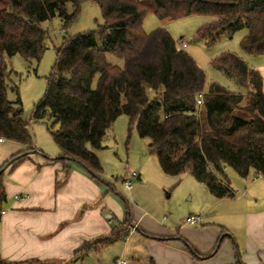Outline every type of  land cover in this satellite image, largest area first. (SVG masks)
Returning <instances> with one entry per match:
<instances>
[{
	"label": "trees",
	"instance_id": "1",
	"mask_svg": "<svg viewBox=\"0 0 264 264\" xmlns=\"http://www.w3.org/2000/svg\"><path fill=\"white\" fill-rule=\"evenodd\" d=\"M88 1L99 6L103 23L63 38L43 96L24 122L6 59L19 55L38 62L46 37L40 24L58 17L62 28H68L79 15L81 1L0 0V139L26 147L0 167V203L5 199V168L35 151L29 126L45 121L61 152L55 160L66 175L67 162L91 175L102 173L95 151L104 148L106 134L124 115L139 137L149 140L164 174L189 173L216 199L232 197L225 168L240 178L250 171L264 178V77L225 53L211 66L244 88L246 95L214 83L204 91L203 70L165 29L147 34L142 27L149 14L163 24L189 16L212 17L194 40L211 46L222 34L245 29L241 50L264 56V0ZM8 90L15 95L13 101Z\"/></svg>",
	"mask_w": 264,
	"mask_h": 264
},
{
	"label": "crops",
	"instance_id": "2",
	"mask_svg": "<svg viewBox=\"0 0 264 264\" xmlns=\"http://www.w3.org/2000/svg\"><path fill=\"white\" fill-rule=\"evenodd\" d=\"M43 126L32 129L35 151L3 172L0 262L264 264V178L253 171L229 182L230 198L216 199L199 183L191 188L196 198L186 217L200 215V225L167 216L158 221L146 206L126 204L125 211L115 190L80 165L67 162L66 175ZM25 149L0 139V167ZM142 186L129 189L133 201Z\"/></svg>",
	"mask_w": 264,
	"mask_h": 264
},
{
	"label": "rangeland",
	"instance_id": "3",
	"mask_svg": "<svg viewBox=\"0 0 264 264\" xmlns=\"http://www.w3.org/2000/svg\"><path fill=\"white\" fill-rule=\"evenodd\" d=\"M80 1L79 15L68 28H62L58 17L40 24L41 29L46 32V37L43 42L45 50L38 62H27L19 55L6 59L10 72V85L17 88L21 102V119L24 122H29L33 106L43 96L47 78L55 63L56 51L60 48L63 38H72L93 31L103 23L98 5L88 0ZM212 20V17L207 16H189L165 23V27H161V22L153 14H149L144 18L142 27L147 34L161 27L176 44H186V48L180 50L188 54L203 70L204 91H207L209 85L214 83L229 92L244 96L246 90L214 69L211 62L222 54H233L242 59L248 68L264 77V56H250L241 50L240 42L247 32L245 29L231 36L222 34L211 46H207L204 40H194L196 31ZM107 59L112 63L121 64L111 56H107ZM7 96L10 101L15 98L10 90L7 91ZM40 124L47 127L49 123L45 121ZM34 125L35 123H30V135H33ZM103 146V149L95 151L102 166V173L94 176L115 190L114 193L123 204L125 211H127L126 204L130 206L135 203L143 208H150L149 212L158 221H161L163 216H167L169 220L171 218L177 221L185 219L189 206L195 202L196 198L191 188L199 185L198 182L189 173L178 177L164 174L157 163L154 152L149 148V140L139 137L135 125H130L126 116H119L115 120L104 138ZM225 169L227 184L235 181L236 173L230 168ZM131 173L140 174L141 179L138 181L136 178H129ZM124 181H130L132 188L136 185H143L135 189L137 192L135 201L130 198L131 191L124 188Z\"/></svg>",
	"mask_w": 264,
	"mask_h": 264
},
{
	"label": "built area",
	"instance_id": "4",
	"mask_svg": "<svg viewBox=\"0 0 264 264\" xmlns=\"http://www.w3.org/2000/svg\"><path fill=\"white\" fill-rule=\"evenodd\" d=\"M181 48H186V44L185 43H181L180 44ZM201 104V97L198 98L197 100V105ZM129 178H136V174L135 173H131L129 175ZM123 186L125 189L129 190L131 188V184L130 181H124L123 182ZM185 225H189V226H196V225H200L202 223V217L200 215H190L188 217L185 218L184 222ZM113 264H128L126 262V260L119 258L116 261H114Z\"/></svg>",
	"mask_w": 264,
	"mask_h": 264
}]
</instances>
